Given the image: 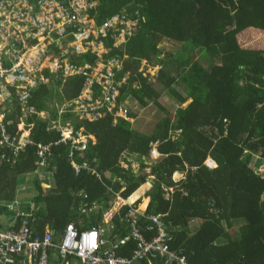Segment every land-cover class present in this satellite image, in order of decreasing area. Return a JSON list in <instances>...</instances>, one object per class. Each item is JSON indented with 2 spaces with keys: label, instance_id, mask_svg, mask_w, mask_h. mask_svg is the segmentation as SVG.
Here are the masks:
<instances>
[{
  "label": "trees",
  "instance_id": "obj_1",
  "mask_svg": "<svg viewBox=\"0 0 264 264\" xmlns=\"http://www.w3.org/2000/svg\"><path fill=\"white\" fill-rule=\"evenodd\" d=\"M91 1L97 6L88 13L98 25L120 11L137 22V29L117 46L111 37L104 38L109 48L104 56L119 62L112 68L114 81L120 82L118 104H129L128 118L133 121L139 116L130 109L134 105L140 109L155 106L165 116L145 131L111 112L93 122L78 119L71 111L59 116L53 97L73 99L80 92L83 77L46 70L50 83L32 90L27 104L38 112L48 111L51 117L29 116L25 122L32 125L33 145L8 162L7 156L0 158V216H10L5 204L25 189H19L22 177L37 169V145L51 144L47 171L54 176V187L45 192L40 180L33 177L35 193L31 203L24 206L25 211L32 212V228L42 233L49 225L63 231L69 222L94 228L115 194L128 199L147 181L142 171L137 175L132 168L120 166L121 155H136L140 169H144L157 144L162 158L152 166L155 180L147 193L150 202L145 215L164 216L173 237L170 246L185 249L187 264H264V173L251 166L254 156L256 167L264 164V47L243 46L239 41V36L249 30L264 36V0ZM161 40L180 42L185 57L174 63L173 55L164 56ZM198 51L201 54L196 57ZM95 60L90 52L69 56V62L77 66L94 65ZM142 60L161 66L156 78L140 70ZM182 65L187 70L176 76ZM167 66L171 73H166ZM165 90L173 96L176 109L162 104ZM188 99L190 103L183 107ZM20 111L15 107L6 113L5 124L11 133L16 131ZM51 121L70 122L75 129L83 127L84 134L94 138L82 157L74 151L73 160L87 162L100 180L87 170L74 173L69 146L57 144L60 133L48 129ZM210 158L216 168L206 165ZM176 172L185 178L179 183L180 190L166 197L169 191L163 187L175 185L172 177ZM79 192L86 199L77 197ZM82 200L87 206H95L90 214L79 215ZM127 215L129 209L124 207L112 219L118 239L130 232ZM141 223L145 232L144 219ZM236 224L238 230L232 233ZM134 247L131 240L117 252L130 256Z\"/></svg>",
  "mask_w": 264,
  "mask_h": 264
},
{
  "label": "built area",
  "instance_id": "obj_2",
  "mask_svg": "<svg viewBox=\"0 0 264 264\" xmlns=\"http://www.w3.org/2000/svg\"><path fill=\"white\" fill-rule=\"evenodd\" d=\"M95 4L91 0H68L66 5L57 0H0L1 160H5L7 156L8 162L26 146L33 145L28 133L13 136L7 132L2 124L3 114L5 109H11L14 105L22 107L21 112L25 119L37 114L34 108L27 104V99L32 90L50 83L51 77L47 75L46 70L54 74L63 70L65 76L79 74L83 77L79 94L58 106L59 116L71 111L78 119L93 122L103 117L106 112H111L115 117L129 120L125 104H118L117 101L120 82L113 79L112 68L118 66L119 62L114 57L104 56L109 48L103 40L111 37L113 45L117 46L132 35L137 29V22L130 20L125 11H120L110 20L96 26L81 14L82 7L85 6L89 10L91 5ZM115 19L119 22L115 23ZM131 23L133 27L130 26ZM125 33L126 36L123 37ZM85 52L95 54L94 65L86 63L77 66L69 62L68 56ZM37 115L44 119L51 117L48 111ZM48 129L60 132L57 144L69 146L68 157L75 174L87 170L100 180L95 169L90 168L87 162L77 163L73 160L74 151L82 157L89 140L94 142L91 135L81 133L83 127L75 129L70 122L51 121ZM180 133L181 130L177 132ZM35 155L38 158L35 163L37 169L32 174L35 179L40 180L43 190L48 192L54 187V176L47 171L52 157L51 144H38ZM150 155L162 158L157 151V144L151 149ZM135 157L136 155H121L120 166L128 170L138 164L140 168L139 160ZM146 160L147 167L140 169V173L142 171L144 174V170L152 169V164H148ZM206 165L212 167L207 162ZM150 173L155 180L152 171ZM172 178L175 185L171 189L163 187L165 191H169L166 197H171V194L180 190L179 182L184 180L185 176L176 172ZM76 196L86 199L82 192ZM131 197L125 199L115 194L109 203V209L103 212L102 219L94 228H84L81 223L76 225L69 222L63 231H57L47 225L42 233L31 229V212H23L15 198L5 204L6 211L11 213L10 222L5 229H2L0 216V264H52V251L56 253L57 259L61 258L65 264H139L144 261L148 264H187L185 249L182 246H170L169 242L173 237L166 229L164 216H146L147 209H139V203H128ZM83 200L80 201L79 215L90 214L95 206H87ZM124 207L129 209L127 223L130 232L118 239L113 233L112 219ZM142 219L145 221V232L143 227H139ZM131 240L135 242L132 254H119L117 250L121 245Z\"/></svg>",
  "mask_w": 264,
  "mask_h": 264
},
{
  "label": "rangeland",
  "instance_id": "obj_3",
  "mask_svg": "<svg viewBox=\"0 0 264 264\" xmlns=\"http://www.w3.org/2000/svg\"><path fill=\"white\" fill-rule=\"evenodd\" d=\"M97 4L95 5H91L90 8H94L96 7ZM81 14L82 17L85 19L86 17H88V21H90L91 23L95 24L96 26H98V24H96L94 22L95 19H93V17L91 16V14L88 13L87 7H82L81 10ZM119 21H117L115 19V23H117ZM131 27H133L134 25L131 23L130 24ZM128 31V30H127ZM126 31V33H127ZM126 33L123 37L126 36ZM264 37L260 31H254V30H249L244 34H241L239 36V41L240 44H242L243 46H249L251 47V45L254 46H262L264 47L263 41H264ZM104 41V40H103ZM159 47L163 48L164 50V56H169V55H173V61L174 63L179 62L181 60V58L185 57V54L183 53V51L181 50L182 48V44L178 41L175 40H161ZM199 50V49H198ZM196 57L199 56L201 54V51L195 52ZM161 68V66L159 65H151L150 63L148 64L147 60H142L141 65H140V70H143L145 74H150L153 78H156L157 76V71L158 69ZM166 73H171L172 72V68L170 66H167L166 68ZM95 70V69H94ZM186 69V67L184 65L179 66V72L176 73V76H179L182 72H184ZM93 73V72H92ZM175 73V72H174ZM173 74V73H172ZM177 84V83H176ZM177 89L181 92V86L178 85ZM60 92V90H58ZM173 96L169 93L168 90H165L164 93L162 94V104L165 107H168L171 110L176 109V104L173 101ZM54 105L58 108V106H61L64 103V100L60 101L58 95L55 94V96L52 99ZM191 99H188L186 101V103L183 105V107H186L189 103H190ZM129 105V104H128ZM128 105L125 104V106H127L126 108L128 109ZM131 106V105H130ZM135 114L139 115L137 117V119H134V121L130 120V122L133 126V128H141V131H145L147 130L148 127H151L153 125H155L158 121V119L164 117V113L160 111L159 108H156L155 106H149L146 109L143 108H139L137 105L131 106L130 108ZM65 113H61L60 116L63 117ZM1 118V117H0ZM139 120V121H138ZM1 122V121H0ZM158 159L160 160L161 158H154L150 155V157L146 160L148 164H156L158 162ZM254 161L252 163V168H254L258 173L263 174L264 173V164H262L259 167H256L254 165L255 163V159L256 156L253 157ZM207 160L210 159H206ZM211 164V163H210ZM131 168L133 170H135L134 172L136 174L140 173V168L138 164H135L134 166H131ZM145 173L144 175L147 177L148 181L146 183H144L143 185H141V187H139L138 191L136 193H134L132 195V197L130 198V200H128V203H134L137 204L139 203L138 207L139 209L142 210H146L148 207V204L150 202V198L147 196V193L150 191L151 187L153 186L152 184L154 183L153 177H151V171L152 169H146L144 170ZM176 179H178V177H176ZM32 175H25L22 177L21 182L19 183V189L20 187H25L24 190H20L19 192H17L15 198L17 201L21 202V203H25V202H29L31 201L32 196L34 195L35 191L32 187ZM150 183V184H148ZM145 185V186H144ZM117 198V197H116ZM113 199V198H112ZM145 200L148 201V203L146 204V206L144 208H142V204H144ZM2 221V220H1ZM193 225H195V223L192 222ZM139 227L142 229V223H139ZM6 227H3L2 229H5ZM238 230V224H236L235 227H233V229H231L232 233H235Z\"/></svg>",
  "mask_w": 264,
  "mask_h": 264
},
{
  "label": "clouds",
  "instance_id": "obj_4",
  "mask_svg": "<svg viewBox=\"0 0 264 264\" xmlns=\"http://www.w3.org/2000/svg\"><path fill=\"white\" fill-rule=\"evenodd\" d=\"M15 107H18V109H19V111H20V108H21V106H19V105H14L11 109H9V108H7V109H5V111H4V118H3V120H2V124L4 125V127L6 128V130H7V132L10 134V135H16V136H19V135H22V134H24V133H28V138L30 139V134H31V130H32V125L31 124H26V122L25 121H27L26 119L28 118V116H27V118L25 119V118H23V113L20 111V116H18L17 117V120H18V123H17V125H16V131L14 132V133H11V132H9L8 131V127H7V125L8 124H5V119H6V113H10V112H12L13 110H14V108ZM35 110V109H34ZM40 112H42V111H37V110H35V113H40ZM37 114H35V115H37ZM33 115V114H32ZM38 116V115H37ZM39 117V116H38ZM19 127H20V129H19ZM58 132V131H57ZM58 133H60V132H58ZM31 140V139H30ZM33 143V142H32ZM211 159V158H210ZM211 162L213 163V165H211L210 163H209V160H207V163H209L211 166H217V164H216V162H214L212 159H211ZM216 164V165H215ZM30 226H31V224H30ZM3 228V227H2ZM31 229L35 232V230L32 228V226H31Z\"/></svg>",
  "mask_w": 264,
  "mask_h": 264
},
{
  "label": "crops",
  "instance_id": "obj_5",
  "mask_svg": "<svg viewBox=\"0 0 264 264\" xmlns=\"http://www.w3.org/2000/svg\"><path fill=\"white\" fill-rule=\"evenodd\" d=\"M96 3V2H95ZM68 60H69V56H68ZM129 120H132V119H129ZM133 121V120H132ZM216 165V164H215ZM217 166H212V167H210V169H213V168H216ZM179 174L181 173V172H178ZM183 174V173H182ZM30 175H32V178L34 177L33 176V174H30ZM180 183V182H179ZM15 199V198H14ZM20 203V205H21V209H22V211L23 212H26V213H29V212H27V211H25L24 210V206L25 205H27V204H30L31 202L29 201V202H25V203H21V202H19ZM149 205V204H148ZM32 208H33V204H31V210H32ZM31 212V211H30ZM31 214H32V212H31ZM32 218V217H31ZM1 220H2V227H6V225L10 222V216L8 215H2L1 216ZM50 256H51V262H52V264H65V261L64 260H62L61 258H59V259H57V257H56V253L55 252H51L50 253ZM146 262V261H145Z\"/></svg>",
  "mask_w": 264,
  "mask_h": 264
},
{
  "label": "bare ground",
  "instance_id": "obj_6",
  "mask_svg": "<svg viewBox=\"0 0 264 264\" xmlns=\"http://www.w3.org/2000/svg\"><path fill=\"white\" fill-rule=\"evenodd\" d=\"M84 130H81V133H84L83 132ZM209 163H211V165H213V163L211 162V159L209 160ZM148 203L147 200H145L144 204H142V208H144L146 206V204Z\"/></svg>",
  "mask_w": 264,
  "mask_h": 264
}]
</instances>
